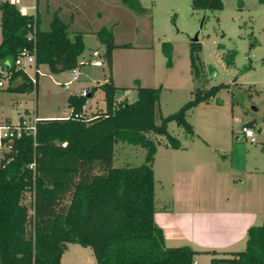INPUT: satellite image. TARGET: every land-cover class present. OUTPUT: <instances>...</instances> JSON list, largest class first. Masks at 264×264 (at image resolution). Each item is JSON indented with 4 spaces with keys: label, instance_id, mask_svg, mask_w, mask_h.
<instances>
[{
    "label": "rangeland",
    "instance_id": "374dc122",
    "mask_svg": "<svg viewBox=\"0 0 264 264\" xmlns=\"http://www.w3.org/2000/svg\"><path fill=\"white\" fill-rule=\"evenodd\" d=\"M221 1L220 9L211 10L191 8L190 0H139L145 11L137 12L118 0H36L40 28L46 27L49 12L57 9L63 17L70 15L68 32L82 31L83 47L76 57L81 62L79 74L64 88L60 81L70 77L69 69L49 73L40 63L35 88L16 94L13 106L4 98L0 103V115L11 121L17 112L27 120L34 112L37 117H62L68 112L67 93L79 92L81 86L89 91L109 72L117 86L127 89L118 98H133L135 78L145 86L161 84L154 108L158 123L159 115L176 110L193 87L225 83L207 102L186 111L196 135H188L173 120L167 122L168 133L177 137L180 146L169 147L164 135L148 133L155 143L153 220L162 227L166 246L185 244L197 251L194 264H209L212 254L206 250H217L213 256L219 257L242 249L244 224L264 221V202L252 201V194L253 199H242L245 189H264V0ZM19 2L33 4V0ZM100 25L110 28L113 42H129L111 49L109 70L102 61L101 66L91 65L92 60H100L101 44L89 30ZM192 40L200 43L197 76L189 66ZM161 41L171 44L169 67ZM229 49L234 54L228 65L224 54ZM85 58L90 61L83 63ZM24 67L32 76L33 67ZM0 91L3 97L8 94ZM102 105L101 91L95 86L83 103L84 113ZM250 119L254 120L253 142L239 137L241 124ZM144 152L140 145L117 140L111 164H138ZM213 191L223 195L218 203L221 209L210 212L202 207L209 204L208 193ZM58 264H94V259L88 245L66 242Z\"/></svg>",
    "mask_w": 264,
    "mask_h": 264
},
{
    "label": "trees",
    "instance_id": "16d2710c",
    "mask_svg": "<svg viewBox=\"0 0 264 264\" xmlns=\"http://www.w3.org/2000/svg\"><path fill=\"white\" fill-rule=\"evenodd\" d=\"M118 1L134 11H145L139 0ZM33 5L32 19L18 13L9 1L0 0V61H10L24 46L33 48L34 68L44 63L47 72L56 73L79 66L76 57L83 47L82 31L68 32L69 13L63 17L52 9L46 27L40 28L36 0ZM190 6L218 10L222 1L190 0ZM26 22H33L31 39L25 37ZM89 31L101 44L100 61L109 70L111 49L129 42H113L110 28L104 25ZM160 49L165 65L171 66L170 42L161 41ZM199 49L198 40L189 42L194 76L198 75ZM233 54V49L226 51V64H232ZM6 69L7 90L35 88V70L29 76L23 67L11 63ZM95 86L101 91L102 107L85 114L86 93H67L66 115L38 117L33 134L14 138L11 149L0 153V264H58L66 242L88 245L94 264H191L197 251L185 244L166 246L162 228L153 220L155 143L148 133L164 135L169 147L180 146L177 137L168 133L167 122L173 120L194 135L186 111L207 102L226 84L193 87L176 110L159 115L158 123L154 108L161 84L145 86L135 78L131 100L117 97L126 87L114 85L109 72ZM95 86H90L88 96ZM243 124L252 126L254 120ZM117 140L143 147V160L135 165H112ZM206 252L212 254L209 264H264V221L247 226L242 249L219 257L213 256V249Z\"/></svg>",
    "mask_w": 264,
    "mask_h": 264
},
{
    "label": "built area",
    "instance_id": "2783aa9c",
    "mask_svg": "<svg viewBox=\"0 0 264 264\" xmlns=\"http://www.w3.org/2000/svg\"><path fill=\"white\" fill-rule=\"evenodd\" d=\"M10 3L14 5L17 12L22 15H29L32 19L34 17V5H26L23 3H20L19 0H10ZM26 31H25V37L26 39L32 38L33 33V22L31 23H25ZM6 61V64H2V60L0 61V86L2 85L3 81L7 77V66L9 63H11L14 66L24 67V66H32L33 71H36V68L33 66V48L30 49L21 46L16 54L10 59V61ZM92 64L94 65H101V61L99 59L92 60ZM76 67L69 69V75L70 77L67 78L62 82L64 86H66L72 79L76 76ZM31 81H33L31 79ZM80 94L86 93V88L81 87L79 90ZM37 119V117L32 114L31 117L27 120L24 118L16 119L13 122H3L0 123V153L1 155L3 152H8L11 149V142L14 138L20 136L21 134L30 133L33 134L34 131V121ZM239 137L247 138L248 141L253 142L255 141L253 128L250 125L241 124L240 130H239ZM28 167L32 166V162L27 163Z\"/></svg>",
    "mask_w": 264,
    "mask_h": 264
},
{
    "label": "crops",
    "instance_id": "0c3cea01",
    "mask_svg": "<svg viewBox=\"0 0 264 264\" xmlns=\"http://www.w3.org/2000/svg\"><path fill=\"white\" fill-rule=\"evenodd\" d=\"M110 59H111V51H110ZM90 60L88 59V58H85L84 60H83V63L84 62H89ZM40 64V63H39ZM39 64H37V65H39ZM91 65H93V66H101V65H94V64H92V61H91ZM79 68H80V66H77L76 67V75L77 74H79L78 73V71H79ZM23 69L26 71V69H25V67H23ZM26 73L28 74V72L26 71ZM69 73V72H68ZM54 74H59V72H56V73H54ZM29 75V74H28ZM30 76V75H29ZM110 77H111V81H112V83L114 84V85H116L115 83H114V78H113V75L110 73ZM75 78H76V76H75ZM74 78V79H75ZM67 79V78H66ZM65 79V80H66ZM73 80V79H72ZM64 80H61L60 82L62 83ZM36 82H37V77H35V86H36ZM71 82V81H70ZM69 82V83H70ZM69 83L66 85V86H64V88H68V85H69ZM6 86H7V82H6V80H4L3 81V83H2V85L0 86V90H4V91H6L8 94H6V96L5 97H3L2 95H0V103H1V98H4V100L6 99V104L7 105H9V106H13L14 105V103H15V101H17V96H16V94H20V93H23V92H13V91H9V90H7V88H6ZM81 87H85V86H81ZM80 87V88H81ZM80 88H79V90H80ZM86 88V93H88L87 92V87H85ZM126 90L127 89H125V91L124 92H126ZM3 92V91H2ZM5 92V93H6ZM0 94H1V91H0ZM1 105V104H0ZM1 107H2V105H1ZM82 110H83V105H82ZM25 111V110H24ZM83 112H84V110H83ZM34 115L37 117V115L35 114V112H34ZM20 118H23V116L22 115H20L18 112H17V115H16V117H15V120L16 119H20ZM38 118V117H37ZM3 122H13V121H11L10 120V118L7 116V115H0V123H3ZM212 192V191H211ZM211 192L210 193H208V197H209V199H208V201H209V204L208 205H206V207L204 206V207H202V209H204V210H206V211H210V212H212V211H214V210H217V209H221V205H218V203H221V200H222V198H221V195H223V194H221V192L220 191H213L214 192V194H211ZM250 194H252V196L254 197V199L253 198H251L250 197ZM197 195H200V192L198 191V194ZM201 196V195H200ZM243 196H247V198H244ZM262 196H263V198H262ZM210 197H211V199H210ZM242 199H243V201L245 202V201H247V200H249V199H253L252 201H254V202H264V189L263 190H251L250 188L249 189H245L244 191H243V195H242ZM261 200V201H260ZM197 201H199V200H197ZM249 205V204H248ZM217 207H219V208H217ZM251 207H252V205H251ZM246 208H248V207H246ZM252 209V208H251ZM251 214V213H250ZM251 223L250 222H246V224H244V227H245V231H246V228H247V226L248 225H250ZM162 228V227H161ZM214 250V249H213ZM215 251V253L214 254H216L217 253V250H214ZM197 254H194L193 255V261H192V264H194L196 261H195V259H194V256H196Z\"/></svg>",
    "mask_w": 264,
    "mask_h": 264
},
{
    "label": "water",
    "instance_id": "95a60500",
    "mask_svg": "<svg viewBox=\"0 0 264 264\" xmlns=\"http://www.w3.org/2000/svg\"><path fill=\"white\" fill-rule=\"evenodd\" d=\"M85 96L87 97L88 96V93H86Z\"/></svg>",
    "mask_w": 264,
    "mask_h": 264
}]
</instances>
